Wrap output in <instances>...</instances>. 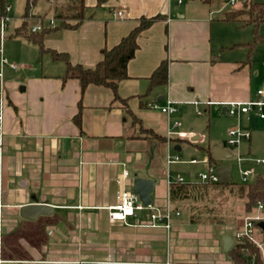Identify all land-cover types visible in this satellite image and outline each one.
Segmentation results:
<instances>
[{"label":"crops","instance_id":"obj_1","mask_svg":"<svg viewBox=\"0 0 264 264\" xmlns=\"http://www.w3.org/2000/svg\"><path fill=\"white\" fill-rule=\"evenodd\" d=\"M186 1L106 0L98 6V0H84L80 26L52 31L44 41L45 48L68 54L73 64L94 68L102 51L118 45L141 17H165L139 37L129 78L119 86L120 97L129 100L144 126L168 140L159 168L148 155V142L132 138V120L113 103L112 90L90 85L82 95L78 80H63V62L64 68L55 66L61 75L31 70L20 75L22 87L4 74L0 264H234L222 240L229 235L236 243L231 225L192 224L189 205L171 203L168 175L178 174L172 176L167 157L172 144L182 150L184 141H203L182 118L202 110L228 115L226 103L257 100L258 94L253 95L251 61L214 59L215 12ZM52 34L55 44L47 43ZM224 48L217 47L219 52ZM165 61L168 83L150 91V78ZM169 98L178 103L177 114L149 108L164 106ZM80 102L83 132L74 122ZM176 121L182 125L176 127ZM251 141L243 142L251 147ZM205 160L210 163L208 152ZM135 178L154 181L151 205L170 217V228L147 226L156 212L151 209L126 222H109L107 209L118 204L123 190L134 192ZM31 204L51 206L53 214L21 217V208Z\"/></svg>","mask_w":264,"mask_h":264},{"label":"rangeland","instance_id":"obj_2","mask_svg":"<svg viewBox=\"0 0 264 264\" xmlns=\"http://www.w3.org/2000/svg\"><path fill=\"white\" fill-rule=\"evenodd\" d=\"M29 0H6V4L11 6V23L6 34L5 40L1 43L3 57H6L10 64H15L18 67L17 71L11 70L8 66L3 68L7 81L19 83L21 87L24 85V80H19V76L24 73L31 72L44 73L46 75H61L63 73L58 70V67L64 68L62 62H54L51 55L42 53L40 46L29 43L27 39L21 36H16V28L22 23V19L26 14V8ZM253 3H264V0H251ZM73 0H36L35 4L31 3L30 16H42L46 18L45 25L49 19H55L56 13L61 8L69 9ZM195 2L214 11V34L212 36V44L217 55L214 59L222 61L238 62L246 61L249 53L252 66V89L253 95L257 96L259 91L264 92V22L259 26L258 34L263 39V42H258L250 48V44L254 43V26L239 27L235 23H219L225 11L240 9L243 7L244 0H237V6H231L230 0H212L211 2L203 3L202 0H189L185 3ZM222 11V13H220ZM177 17V16H175ZM212 17V18H213ZM37 23V22H36ZM36 23L33 19L29 20L28 28L31 30ZM60 21L57 20L59 25ZM56 36L52 34L49 37ZM47 43L55 44V39L52 37ZM237 43L238 46L232 48L231 45ZM220 44L225 47L223 51L217 49ZM220 49V48H219ZM2 53L0 52V70L2 69ZM52 65V67H51ZM54 66V67H53ZM19 86V85H18ZM183 125L188 123L196 129L197 134L201 135L203 141L198 145H192L188 141L181 144L182 150L176 151L175 144L170 147L172 156L178 155L180 162L171 166L172 176L177 174L182 175L187 182H201L200 175L208 171V164L205 161L207 158V149L215 146L222 148L232 157L227 159H216L213 163L215 166H227L231 168V182L242 183V172L249 169L254 170V175L261 174L264 177V165L257 164V160L264 159V119H261L255 112L247 118L237 121L229 115H223L221 111L215 110L211 113L201 114L191 113L188 118L183 119ZM239 126L243 130L252 132L251 147L249 143L243 142L239 146H232L228 143L227 132L230 128ZM249 147L251 148L249 150ZM198 159L199 163H191L192 160ZM242 159V160H239ZM253 178V177H252ZM183 204V203H182ZM189 208L191 204L187 203ZM207 205L208 208H215L221 214H233L236 218V223L232 226L233 232H229L236 239L239 232L245 229V218L250 215H244V200L237 196L231 195L228 192H211V200L201 203V208ZM204 210V209H203ZM191 212V210H190ZM204 218L206 214L203 215ZM254 239L261 244L264 240L261 237L260 230L254 234ZM236 242L238 241L236 239ZM253 243V242H252ZM256 245V243H253ZM257 246V245H256ZM258 247V246H257ZM260 249V247H259ZM264 259V247L260 249Z\"/></svg>","mask_w":264,"mask_h":264},{"label":"trees","instance_id":"obj_3","mask_svg":"<svg viewBox=\"0 0 264 264\" xmlns=\"http://www.w3.org/2000/svg\"><path fill=\"white\" fill-rule=\"evenodd\" d=\"M106 0H98V6L105 3ZM210 2L212 0H205ZM36 0H29L26 8V14L23 17L21 25L16 29V36H21L29 42L40 46L42 53L52 55L54 61L63 62L66 66V73L63 80L66 82L69 79H76L81 86L82 95L90 85L104 87L112 90L114 94L113 103H118L126 112L127 116L132 120V138L143 139L148 142V155L153 160V165L156 167L162 166L164 150L167 145V138L156 133L154 130L146 128L141 119H139L130 109L129 100L123 99L119 95L120 83L129 78L128 64L135 57L139 49L138 39L143 32L151 28L156 22L165 19L163 15H157L152 18L141 17L139 25L133 29L120 43L111 49L102 51L103 58L94 68H85L79 64H73L70 57L66 53H61L56 50L47 49L44 46L46 36L52 31L63 29H76L85 20L86 6L84 0H73L69 9L61 8L55 16V21L59 20V25L53 28L44 27L41 32L32 33L29 30V20L31 3ZM2 6L6 5V0H0ZM35 23L41 22L45 25L46 18H35ZM223 22L236 23L239 27L254 26L255 40L250 44V48L258 42H263V39L258 34L259 26L264 22V3H253L248 0V8L233 9L225 11L219 19ZM1 46V41H0ZM250 55L248 61H250ZM168 83V65L163 62L153 73L150 78V91L159 86H165ZM80 112L75 116L74 122L82 130V103L80 102ZM210 163H215L216 159L212 155L211 148L207 149ZM228 192L231 195L237 196L244 200V215L254 212L258 203L264 205V177L261 174L254 176L248 182L242 183H174L170 186V201L171 203L191 204L190 222L200 225H215L218 227H226L234 225L236 218L233 214H221L215 208H208L207 205L201 208L199 205L211 200V192ZM204 209V210H203ZM206 214L204 218L203 215ZM261 237L264 240V230L259 228ZM228 255L234 264H248V259L252 258V264H264V259L261 250L255 244L248 240L236 242Z\"/></svg>","mask_w":264,"mask_h":264},{"label":"built area","instance_id":"obj_4","mask_svg":"<svg viewBox=\"0 0 264 264\" xmlns=\"http://www.w3.org/2000/svg\"><path fill=\"white\" fill-rule=\"evenodd\" d=\"M178 4H182L185 0H176ZM231 6L236 5V0H230ZM11 6L6 4L2 6L0 4V41L2 43L3 40L6 38L7 31L9 29L11 23ZM47 25H42L39 22L36 26H34L31 31L32 33L41 32L44 27L53 28L56 26V21L51 19L48 20L46 23ZM0 52L2 50L0 48ZM2 53V69L0 70V144H2V135H3V120H4V108L6 105V91L4 85V70L5 66H9L12 70H18L17 65L10 64L6 57H3ZM225 106L227 107V113L229 116L233 118L240 119L243 115H248L251 113H257L261 119H264V92H258V99L252 100L249 102H230L226 103ZM150 109H158L162 113L167 115H174L179 112L178 103L172 99H168L164 106H160L157 103L150 104ZM182 124L179 121L175 122L176 127H180ZM228 143L232 146H239L243 141H250L252 139V133L249 130H243L239 126L232 127L227 132ZM242 160V159H239ZM180 162L178 155H169L167 157V165L171 166ZM200 161L195 159L192 160L191 163H199ZM208 164V171L200 175V179L202 182L205 183H218L219 177L217 174V167L215 165L210 164L207 160H205ZM257 164L264 165V159L257 160ZM253 170H247L242 172L243 182H248L250 178L253 176ZM127 176V173H125ZM186 179L178 174L175 178H172L168 175V184L172 185L174 183H186ZM147 209H151L153 212L150 216V224L147 226L150 227H164L170 228V217L164 216L157 211L152 205L145 206L144 203L141 201L139 195L135 194L134 192L123 190L121 193L120 200L117 205L111 206L107 209L108 211V219L109 222L115 223L118 221L126 222L129 217L135 215L136 212H141ZM264 205L262 203L257 204V209L254 213L248 215L245 218V229L243 232H239L236 235V239L238 241L248 240L250 242L256 243L260 249L264 247V241L259 244L254 239V234L257 230H259V223L264 221ZM179 215V213H177Z\"/></svg>","mask_w":264,"mask_h":264},{"label":"water","instance_id":"obj_5","mask_svg":"<svg viewBox=\"0 0 264 264\" xmlns=\"http://www.w3.org/2000/svg\"><path fill=\"white\" fill-rule=\"evenodd\" d=\"M8 1V0H7ZM243 7L245 9L248 8V0H244ZM192 141H196V139H192ZM177 151H180L181 148L177 146L175 148ZM212 155L215 159H227L231 158L232 156L223 150L220 147H213L212 148ZM231 168L227 166L219 167L217 169V174L219 177L220 183H228L231 181ZM154 191V181L144 178H135L134 179V193L139 195L141 201L144 203L145 206L151 205L152 199L151 194ZM53 208L51 206L45 204H31L28 206H24L21 208L20 215L21 217L29 220H35L40 215H52ZM259 227L264 230V221L259 223ZM223 240V247L225 252H229L233 247L232 237L229 235H224L222 237ZM252 258L248 259V264H252Z\"/></svg>","mask_w":264,"mask_h":264}]
</instances>
